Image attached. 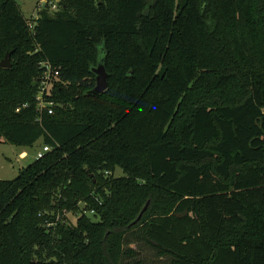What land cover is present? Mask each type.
Segmentation results:
<instances>
[{
	"label": "trees",
	"instance_id": "16d2710c",
	"mask_svg": "<svg viewBox=\"0 0 264 264\" xmlns=\"http://www.w3.org/2000/svg\"><path fill=\"white\" fill-rule=\"evenodd\" d=\"M58 6L0 0V143L51 149L0 180V264H264V0Z\"/></svg>",
	"mask_w": 264,
	"mask_h": 264
},
{
	"label": "rangeland",
	"instance_id": "374dc122",
	"mask_svg": "<svg viewBox=\"0 0 264 264\" xmlns=\"http://www.w3.org/2000/svg\"><path fill=\"white\" fill-rule=\"evenodd\" d=\"M22 2L21 10L26 19L30 20L37 17V2L38 0H20ZM153 1V0H151ZM98 49L101 51L100 56L103 55L102 49L103 46H99ZM99 56V57H100ZM44 143L43 140H40L32 148L17 147L7 143H0V180H14L18 177L19 172L27 168L29 165L33 164L37 160V152L40 149H43ZM27 152V157L21 159V152ZM117 177H122L123 173L121 170L116 172ZM70 221L75 222L76 217L72 214H67ZM134 238L132 248H139L137 240ZM142 257L146 261L152 260L149 259L153 257V253H142ZM166 263V262H165Z\"/></svg>",
	"mask_w": 264,
	"mask_h": 264
},
{
	"label": "built area",
	"instance_id": "2783aa9c",
	"mask_svg": "<svg viewBox=\"0 0 264 264\" xmlns=\"http://www.w3.org/2000/svg\"><path fill=\"white\" fill-rule=\"evenodd\" d=\"M61 0H38L37 2V17L38 10L42 11L48 6L51 8L52 12L59 10V2ZM36 17V18H37ZM30 28L34 30L33 22L30 23ZM42 73L38 77V94L36 96L37 109L39 113L38 121L41 123L43 120V115L47 112L52 114L56 104L51 99L54 93V90L60 85V69L53 67L50 63H42L40 65ZM51 151L48 146H44L43 149H40L37 152V159H41L45 156L47 152Z\"/></svg>",
	"mask_w": 264,
	"mask_h": 264
},
{
	"label": "water",
	"instance_id": "95a60500",
	"mask_svg": "<svg viewBox=\"0 0 264 264\" xmlns=\"http://www.w3.org/2000/svg\"><path fill=\"white\" fill-rule=\"evenodd\" d=\"M20 6L22 5V2L20 0H15ZM0 67L2 69H11L12 68V62H11V53L7 54L5 59L0 63ZM91 72L96 77V86L94 89L89 91L87 93L88 96L92 97H98L101 94H103L108 89V80H109V73L107 72V69L105 67V55H101L98 60L97 66L93 67ZM149 206V203L145 206L141 214L139 215L138 219L133 223L135 225L138 223L144 213L146 212L147 208Z\"/></svg>",
	"mask_w": 264,
	"mask_h": 264
},
{
	"label": "crops",
	"instance_id": "0c3cea01",
	"mask_svg": "<svg viewBox=\"0 0 264 264\" xmlns=\"http://www.w3.org/2000/svg\"><path fill=\"white\" fill-rule=\"evenodd\" d=\"M20 157H21V159H25L27 157V152L22 151Z\"/></svg>",
	"mask_w": 264,
	"mask_h": 264
}]
</instances>
